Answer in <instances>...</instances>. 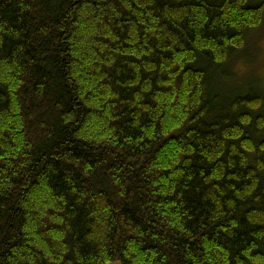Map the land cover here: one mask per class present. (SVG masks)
<instances>
[{"label":"trees","instance_id":"16d2710c","mask_svg":"<svg viewBox=\"0 0 264 264\" xmlns=\"http://www.w3.org/2000/svg\"><path fill=\"white\" fill-rule=\"evenodd\" d=\"M263 19L0 0V264H264V93L227 66Z\"/></svg>","mask_w":264,"mask_h":264},{"label":"rangeland","instance_id":"374dc122","mask_svg":"<svg viewBox=\"0 0 264 264\" xmlns=\"http://www.w3.org/2000/svg\"><path fill=\"white\" fill-rule=\"evenodd\" d=\"M238 55L227 65L237 78L233 85H256L264 93V21L249 35L246 48Z\"/></svg>","mask_w":264,"mask_h":264}]
</instances>
